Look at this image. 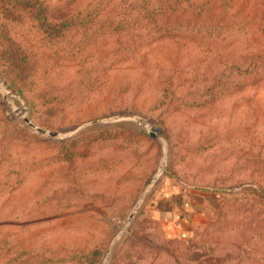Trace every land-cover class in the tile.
Wrapping results in <instances>:
<instances>
[{
  "label": "rangeland",
  "instance_id": "1",
  "mask_svg": "<svg viewBox=\"0 0 264 264\" xmlns=\"http://www.w3.org/2000/svg\"><path fill=\"white\" fill-rule=\"evenodd\" d=\"M0 264H264V0H0Z\"/></svg>",
  "mask_w": 264,
  "mask_h": 264
},
{
  "label": "crops",
  "instance_id": "2",
  "mask_svg": "<svg viewBox=\"0 0 264 264\" xmlns=\"http://www.w3.org/2000/svg\"><path fill=\"white\" fill-rule=\"evenodd\" d=\"M163 204L160 203V205L156 208V215L157 217H165V216H170L172 217V225L174 226L173 229H176L178 226V229L181 227L180 225L186 224V222H183L184 220L182 219V214H181V209L179 208V205L177 202L174 200V198H164ZM163 202V201H162ZM185 209V205H184ZM164 219V218H163ZM182 219V220H181ZM164 221V220H163ZM165 223H169L168 221H164ZM169 223V224H170ZM171 225V224H170ZM177 229V230H178Z\"/></svg>",
  "mask_w": 264,
  "mask_h": 264
},
{
  "label": "water",
  "instance_id": "3",
  "mask_svg": "<svg viewBox=\"0 0 264 264\" xmlns=\"http://www.w3.org/2000/svg\"><path fill=\"white\" fill-rule=\"evenodd\" d=\"M25 122L28 124V126L33 129L38 135H46L49 139H53L55 137H58L59 136V133L58 132H54V131H48L44 128H41L39 126H37L35 123L31 122L28 118H25ZM95 125H101V126H107L109 124H104L102 125L101 122H95V123H89V124H85L81 127H79L78 129H76V131L73 133V134H68L66 135L65 137L66 138H70L72 136H74V134L76 133H81L84 131V129L90 127V126H95ZM151 129V135L154 136L155 135V132H161L162 129L160 127H150Z\"/></svg>",
  "mask_w": 264,
  "mask_h": 264
}]
</instances>
